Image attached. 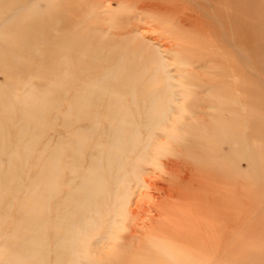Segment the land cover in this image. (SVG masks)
<instances>
[{"label":"bare ground","instance_id":"obj_1","mask_svg":"<svg viewBox=\"0 0 264 264\" xmlns=\"http://www.w3.org/2000/svg\"><path fill=\"white\" fill-rule=\"evenodd\" d=\"M114 1L0 0V264H248L264 0Z\"/></svg>","mask_w":264,"mask_h":264},{"label":"rangeland","instance_id":"obj_2","mask_svg":"<svg viewBox=\"0 0 264 264\" xmlns=\"http://www.w3.org/2000/svg\"><path fill=\"white\" fill-rule=\"evenodd\" d=\"M102 2L108 3L110 2L111 8L109 10H117L118 5L114 0H102ZM103 11V10H102ZM103 14L109 15L108 13H105L103 11ZM142 21L140 22L141 27H146L149 30V38L155 42L156 45H162V47L172 45V35L168 32H166L167 26L159 25L152 17L151 14L149 15H141ZM165 40V42H164ZM179 67L181 65L175 63L173 67H171L176 74L177 77L180 78L181 72H179ZM202 68L199 66L195 67V70H201ZM258 69L260 71V79H257L258 81V87L261 90H264V58L261 59V61L258 62ZM2 78V75H0ZM184 84H186V80L184 77H181ZM44 82V80H43ZM181 82V81H179ZM183 86H189V84L186 85H180L178 86V90L180 92V89L183 88ZM23 94V90L20 88L14 89V98L15 99H21ZM180 100L183 99L182 95H180ZM260 103L262 104L264 102V95L259 98ZM247 154L249 153L246 151ZM244 167L243 171L244 174V184H243V209H244V220H243V237L245 241H248L249 239L252 240V242H256L257 246L254 248V246L247 245L245 249V256L246 261L249 262L248 264H255V263H264V182L259 178H254L252 175V168L248 165L247 159H244L243 161ZM260 175V174H259ZM255 224H257V229ZM255 235V239L254 236ZM206 264H212L211 262H207Z\"/></svg>","mask_w":264,"mask_h":264}]
</instances>
